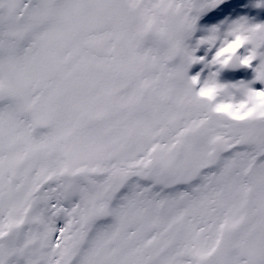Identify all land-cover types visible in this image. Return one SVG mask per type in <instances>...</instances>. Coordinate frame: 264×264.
<instances>
[{"label": "snow or ice", "instance_id": "6c2138e0", "mask_svg": "<svg viewBox=\"0 0 264 264\" xmlns=\"http://www.w3.org/2000/svg\"><path fill=\"white\" fill-rule=\"evenodd\" d=\"M219 2L0 0V264H264V115L187 75Z\"/></svg>", "mask_w": 264, "mask_h": 264}, {"label": "bare ground", "instance_id": "6f19581e", "mask_svg": "<svg viewBox=\"0 0 264 264\" xmlns=\"http://www.w3.org/2000/svg\"><path fill=\"white\" fill-rule=\"evenodd\" d=\"M223 0H220L218 4H221ZM219 17L214 16L218 13L211 14V17L204 18L206 25L207 35L213 28L219 29V33L223 35L230 27L237 22H246L249 26L256 24H264V0H235V2L227 3L221 9ZM207 13V8L202 11L199 15L203 18V14ZM221 46L220 40H217L214 46H206L202 48L204 53V64H205V76L208 79L214 75L217 83L222 85H234L231 87L232 91L236 95L237 99H240L239 89L243 88V85H247L249 88L254 90H264V83L257 81L254 78L246 79L242 76L239 66H227L221 68L217 64H212L216 52ZM247 52H249L251 45H247ZM207 65V67H206ZM237 74V75H236Z\"/></svg>", "mask_w": 264, "mask_h": 264}, {"label": "clouds", "instance_id": "9594fccd", "mask_svg": "<svg viewBox=\"0 0 264 264\" xmlns=\"http://www.w3.org/2000/svg\"><path fill=\"white\" fill-rule=\"evenodd\" d=\"M256 30L259 31V29ZM253 35L254 32L246 22L234 23L223 35L219 33V29L215 28V31L211 29L209 34L204 37L206 40L205 44L214 46L217 40H220L221 47L226 49V52L222 53V58H217L216 63H213V61H211V63L217 64L221 68L230 65L233 67L238 64L242 65V57L237 55L238 50L248 45ZM207 80L210 83H217L214 75L210 76ZM239 92L241 98L237 99L231 88L218 89L209 87L204 89L205 96L210 100L213 97H218L223 101L217 105V110L225 116L240 119L256 110H260V114L264 115V97L255 95L250 96L244 88L239 89Z\"/></svg>", "mask_w": 264, "mask_h": 264}, {"label": "water", "instance_id": "95a60500", "mask_svg": "<svg viewBox=\"0 0 264 264\" xmlns=\"http://www.w3.org/2000/svg\"><path fill=\"white\" fill-rule=\"evenodd\" d=\"M180 61H179V59L177 58V60L176 61H174V63H179ZM188 73L189 72H187V75H188ZM193 76H194V74H193Z\"/></svg>", "mask_w": 264, "mask_h": 264}]
</instances>
